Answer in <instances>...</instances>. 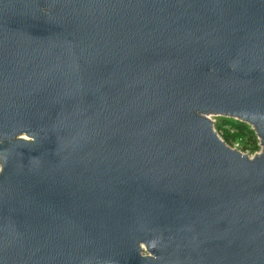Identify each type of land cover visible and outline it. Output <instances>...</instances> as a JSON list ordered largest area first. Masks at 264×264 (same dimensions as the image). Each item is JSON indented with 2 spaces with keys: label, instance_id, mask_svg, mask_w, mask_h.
Masks as SVG:
<instances>
[{
  "label": "water",
  "instance_id": "water-1",
  "mask_svg": "<svg viewBox=\"0 0 264 264\" xmlns=\"http://www.w3.org/2000/svg\"><path fill=\"white\" fill-rule=\"evenodd\" d=\"M0 264H264V0H0Z\"/></svg>",
  "mask_w": 264,
  "mask_h": 264
},
{
  "label": "trees",
  "instance_id": "trees-1",
  "mask_svg": "<svg viewBox=\"0 0 264 264\" xmlns=\"http://www.w3.org/2000/svg\"><path fill=\"white\" fill-rule=\"evenodd\" d=\"M215 127L218 134L220 131V136L229 145L235 142L243 143V137L246 138V143L242 146L243 149H248L250 151L258 150L260 147L258 145V139L253 131V129L246 123L241 122L237 119H232L228 117H221Z\"/></svg>",
  "mask_w": 264,
  "mask_h": 264
},
{
  "label": "rangeland",
  "instance_id": "rangeland-1",
  "mask_svg": "<svg viewBox=\"0 0 264 264\" xmlns=\"http://www.w3.org/2000/svg\"><path fill=\"white\" fill-rule=\"evenodd\" d=\"M209 117H210V119H212L213 121H214V128L217 126L216 124H217V122H218V120L221 118L220 116H216V115H209ZM216 129V128H215ZM217 131V130H216ZM221 133H220V131H219V135H220ZM221 137V136H220ZM246 138H244L243 137V140H242V142L243 143H240V142H235V143H233L232 145H229L230 147H232V148H235V149H237V150H239V151H241L242 153H245V154H247L248 156H252L254 153H256V152H258L259 151V149L258 150H255V151H250V150H248V149H243V145L246 143ZM258 145H259V142H258ZM260 147V146H259Z\"/></svg>",
  "mask_w": 264,
  "mask_h": 264
}]
</instances>
